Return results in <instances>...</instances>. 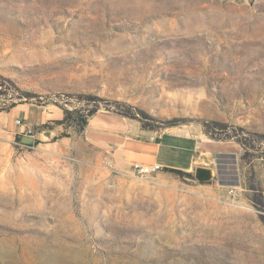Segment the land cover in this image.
Returning a JSON list of instances; mask_svg holds the SVG:
<instances>
[{
	"label": "rangeland",
	"instance_id": "obj_1",
	"mask_svg": "<svg viewBox=\"0 0 264 264\" xmlns=\"http://www.w3.org/2000/svg\"><path fill=\"white\" fill-rule=\"evenodd\" d=\"M21 104L227 153L137 178L72 128L23 143ZM0 264H264V0H0Z\"/></svg>",
	"mask_w": 264,
	"mask_h": 264
},
{
	"label": "crops",
	"instance_id": "obj_2",
	"mask_svg": "<svg viewBox=\"0 0 264 264\" xmlns=\"http://www.w3.org/2000/svg\"><path fill=\"white\" fill-rule=\"evenodd\" d=\"M6 116L9 120H22L30 128L63 117L59 111L34 104L16 105ZM20 130L23 132V128ZM82 135L98 158L108 156L118 169L128 172L133 163L158 164L164 170L186 173L203 167L215 177L216 154L227 153L205 142L200 128L192 123L146 131L113 111H97L89 116Z\"/></svg>",
	"mask_w": 264,
	"mask_h": 264
},
{
	"label": "trees",
	"instance_id": "obj_3",
	"mask_svg": "<svg viewBox=\"0 0 264 264\" xmlns=\"http://www.w3.org/2000/svg\"><path fill=\"white\" fill-rule=\"evenodd\" d=\"M73 113H74L73 111L64 110L63 117L61 120H56V121L45 123L43 125L38 126L36 129L38 130V132H40L43 130H50L52 129L53 126H62L63 131L58 136H55L53 140L55 141L60 138L70 137V134L66 132L67 129L72 128L75 134H79L83 132L84 126L86 125L87 118L95 112L90 113L87 118H85L84 120H81L80 122H77L73 118ZM167 170L174 174L189 175L179 170H174V169H167Z\"/></svg>",
	"mask_w": 264,
	"mask_h": 264
},
{
	"label": "built area",
	"instance_id": "obj_4",
	"mask_svg": "<svg viewBox=\"0 0 264 264\" xmlns=\"http://www.w3.org/2000/svg\"><path fill=\"white\" fill-rule=\"evenodd\" d=\"M15 124L23 128V135L27 137H33V129L29 126H25L22 120L16 119ZM104 165L108 170H114L111 158L106 157L104 159ZM132 174L137 178H144L154 173L161 171L163 168L158 164L143 165L139 163H133L130 167Z\"/></svg>",
	"mask_w": 264,
	"mask_h": 264
},
{
	"label": "water",
	"instance_id": "obj_5",
	"mask_svg": "<svg viewBox=\"0 0 264 264\" xmlns=\"http://www.w3.org/2000/svg\"><path fill=\"white\" fill-rule=\"evenodd\" d=\"M21 141L23 143H28V142H31L32 141V138H30V137H23L21 139ZM195 175H196V179L198 181H203V180H205L207 178V172H206V170H204L202 168L196 169L195 170Z\"/></svg>",
	"mask_w": 264,
	"mask_h": 264
}]
</instances>
